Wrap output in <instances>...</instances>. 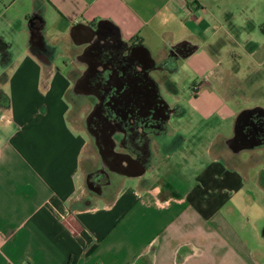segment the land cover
I'll return each instance as SVG.
<instances>
[{"label":"crops","instance_id":"obj_1","mask_svg":"<svg viewBox=\"0 0 264 264\" xmlns=\"http://www.w3.org/2000/svg\"><path fill=\"white\" fill-rule=\"evenodd\" d=\"M244 5L0 0V264H264L256 153L248 160L208 147V161L187 179L183 160L194 158L167 156L164 134L152 139L149 158L133 153L129 162L118 132L106 153L89 120L98 104L90 80L107 44L119 75L138 73L147 56L158 62L177 46L193 48L182 61L202 39L216 55L225 37L246 33L251 62L264 66L250 33L257 21L237 20ZM229 138H221L227 146Z\"/></svg>","mask_w":264,"mask_h":264},{"label":"rangeland","instance_id":"obj_2","mask_svg":"<svg viewBox=\"0 0 264 264\" xmlns=\"http://www.w3.org/2000/svg\"><path fill=\"white\" fill-rule=\"evenodd\" d=\"M226 1L245 4L237 20L244 23V17H249L257 21V30L250 33L252 38L259 41L264 48V0ZM208 18L213 17L208 16ZM213 23L219 25L215 17ZM182 28L188 33L193 29L189 25ZM197 35L204 36L200 33ZM240 36L237 42L231 37L229 39L225 37L227 42L217 46L216 55L207 44V40L202 39L198 44L197 52L178 62L179 71L176 76L173 77L172 72L168 73L172 86H168L166 81L160 85L170 106L186 110L185 113L174 114L171 119L170 131L165 137L166 149L164 150L165 154L172 158L180 156L194 158L191 164L190 161L183 160L182 171L188 174L187 179L189 177L196 179L201 164L208 161L207 153H205L208 147L212 151H224L234 155L235 152L228 148L221 138L234 135L236 117L242 110L255 107L264 109V66L257 67L251 62L250 54L246 50L248 43L246 33ZM154 50L157 51V48L154 47ZM236 61H239L238 64ZM211 65L218 69L214 71H220L219 74L211 71ZM217 75L218 79L215 77ZM159 76L155 74V77ZM195 85H199V88L194 87ZM201 88H203V94L200 93ZM180 133L183 135L182 139L179 137ZM183 138H187L184 144L181 143ZM179 143L181 144L178 145ZM261 151L264 152V149L249 148L242 150L241 154L249 160L250 154L256 153L255 158L250 161L254 171L263 175L264 159L258 158V154L264 158ZM253 194H255V200H260L259 193L253 191ZM262 199L264 202V198ZM262 226H264V218L261 219L259 228L263 229Z\"/></svg>","mask_w":264,"mask_h":264},{"label":"flooded vegetation","instance_id":"obj_3","mask_svg":"<svg viewBox=\"0 0 264 264\" xmlns=\"http://www.w3.org/2000/svg\"><path fill=\"white\" fill-rule=\"evenodd\" d=\"M104 48L107 50L108 44ZM184 49L187 52L193 50L190 47L177 46L158 62L144 61L141 65L143 68L138 73L126 70V74L119 75H115L108 67L107 61L112 51L106 54L105 50L101 58L104 67L90 80V83L96 86L93 92L94 100L98 104L94 115L89 119L104 152L108 153V148H111L107 139L114 128H117L114 130L118 132L120 144H124L131 153L123 154L129 162L133 153L140 160L149 158L153 153L152 139L158 134H164L165 137L168 135L171 119L174 114H181L182 108L170 106L160 85L166 81L168 86H172L168 73L178 69L179 55ZM155 74L160 76L155 77ZM240 125L242 131L249 135V139L256 135L255 140L259 141L260 145L255 148L264 149V111L258 110L252 116L244 118ZM182 136L180 133L181 139ZM113 157L110 156L111 159ZM93 184V187L97 188L100 183L95 179Z\"/></svg>","mask_w":264,"mask_h":264},{"label":"water","instance_id":"obj_4","mask_svg":"<svg viewBox=\"0 0 264 264\" xmlns=\"http://www.w3.org/2000/svg\"><path fill=\"white\" fill-rule=\"evenodd\" d=\"M147 58L151 61H154V59L149 56H147ZM258 110L264 111V109H261V108L259 109L258 107H255V108L244 109L237 115L236 121H235V133L231 138L227 140V144L229 148H231L235 153H239L245 149L255 148L256 146L260 145L259 141L255 140L256 135L252 136V138L249 139V135L246 134L244 131H242L241 125H240L242 121L244 120V118L252 116ZM114 129L108 135L110 142L112 141V136H113V133L115 132Z\"/></svg>","mask_w":264,"mask_h":264},{"label":"built area","instance_id":"obj_5","mask_svg":"<svg viewBox=\"0 0 264 264\" xmlns=\"http://www.w3.org/2000/svg\"><path fill=\"white\" fill-rule=\"evenodd\" d=\"M194 87L199 88V85H195Z\"/></svg>","mask_w":264,"mask_h":264}]
</instances>
